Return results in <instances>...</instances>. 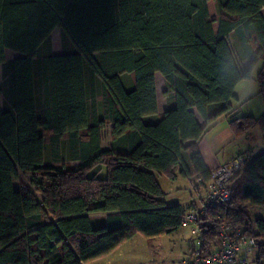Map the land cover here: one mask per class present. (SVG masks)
Masks as SVG:
<instances>
[{"label": "trees", "instance_id": "trees-1", "mask_svg": "<svg viewBox=\"0 0 264 264\" xmlns=\"http://www.w3.org/2000/svg\"><path fill=\"white\" fill-rule=\"evenodd\" d=\"M263 9L264 0H0V264H85L136 234L149 241L181 228L185 210L165 202L157 176L173 180L178 167L187 177L186 150L205 185L197 140L222 115L236 136L258 126L264 139V113L229 115L235 86L259 62L264 92ZM6 48L21 56L7 60ZM157 71L168 106L149 122ZM106 123L110 149L101 147ZM63 136L76 166L64 161ZM252 207L264 208V153L198 221L203 255L218 245L220 224L244 226L258 239L254 264H264V218H251ZM92 212L107 213L102 226Z\"/></svg>", "mask_w": 264, "mask_h": 264}, {"label": "crops", "instance_id": "crops-1", "mask_svg": "<svg viewBox=\"0 0 264 264\" xmlns=\"http://www.w3.org/2000/svg\"><path fill=\"white\" fill-rule=\"evenodd\" d=\"M56 29L57 28H54L51 34ZM51 51L52 54H59L61 53V48H59L58 46H51ZM4 54L7 60L21 56L20 53H16L8 48L4 50ZM255 74L252 73V77L250 79L242 80L238 82L235 86L234 98L230 100L231 111L229 115L239 116L247 114L256 118L262 113H264V92H258V85L255 81ZM121 79L123 87L125 89H130L133 79L132 74L123 75ZM2 80V67L0 65V83ZM154 81L157 112L155 113V115L146 118V120L149 122L158 119L159 116L167 109L168 106L167 98L164 95L166 85L164 78L160 72L157 71L154 73ZM95 100L98 115L99 117H102L101 83L99 78L96 79ZM1 108L2 96L0 95V109ZM196 118L200 125H204V121L197 114ZM254 128L250 129L243 135L236 136L229 127L228 115H222L218 117L214 122L207 124L203 134L197 140L199 153L201 155L205 167L211 171L217 168L219 165L231 161L238 154L243 153L247 154L251 158H254L260 153H264L263 132L259 127L258 128L260 129V132L254 131ZM111 129L112 125L110 123H106L101 129V147L103 149L111 148ZM61 149L62 154H65L64 158L65 156L67 157V144L65 136H63V138L61 139ZM47 150L48 148L45 145V156L48 155ZM181 156L189 175L187 177H183L182 175H180L177 167L175 169L176 177L175 179L170 181L172 183H179L180 185L182 184V180L187 181L188 193H186L185 187L184 189L182 188V185H179L178 187L173 185L172 188L174 189V192L172 193L171 197H168L167 192L164 190V200L167 204H179L183 206L185 211H187L192 206L198 205L196 203L198 201L197 199H204L209 181L206 182L205 185H201L199 183V179L195 178L192 173V166L189 159V153L184 150L182 151ZM65 162H69V166L77 165V162L75 161L68 160ZM161 177L164 176H157V181L159 185V180L161 179ZM167 181L169 182V179ZM19 184V182L17 183V181H14L13 187L15 189H18ZM36 197L40 200L41 194L36 193ZM106 215L107 213L105 212L88 213L90 222L94 227L102 226L105 222ZM133 237L120 244L117 248H115L112 252L108 253L107 255L89 261L85 264H141L140 259H138V257L141 254L143 244L141 242L130 243V240Z\"/></svg>", "mask_w": 264, "mask_h": 264}, {"label": "built area", "instance_id": "built-area-1", "mask_svg": "<svg viewBox=\"0 0 264 264\" xmlns=\"http://www.w3.org/2000/svg\"><path fill=\"white\" fill-rule=\"evenodd\" d=\"M249 162L247 154H238L231 161L210 171V179L204 199L200 204L184 212L182 226H190L194 236L191 248L180 264H253L257 256L258 239L244 226L232 228L219 226V243L208 255H203L197 223L205 215L209 203H225L229 200V189Z\"/></svg>", "mask_w": 264, "mask_h": 264}, {"label": "rangeland", "instance_id": "rangeland-1", "mask_svg": "<svg viewBox=\"0 0 264 264\" xmlns=\"http://www.w3.org/2000/svg\"><path fill=\"white\" fill-rule=\"evenodd\" d=\"M264 15V9L262 10ZM51 46H58L61 48V38L60 31L57 28L50 36ZM16 52V51H14ZM17 53V52H16ZM19 57V56H18ZM261 66L259 62L257 66L253 70V74H255L258 68ZM253 104V103H252ZM254 131L260 132L258 127L254 128ZM64 161H68V157L65 156ZM69 165V162H66ZM31 177L26 175L24 180L28 183ZM38 179V178H37ZM165 177H161L159 180L161 187L168 194V197L172 196L174 189L172 186H179V183H172L170 180L167 181ZM192 181V180H191ZM20 183L17 180V183ZM182 188H186V193H188V185L187 181H181ZM180 185V186H181ZM176 187V188H177ZM33 189V187H31ZM198 200V201H197ZM196 203L200 204L201 199H197ZM251 218L254 217H262L264 218V208L263 207H252L250 208ZM194 240V236L190 233V226H182L177 231L172 232L170 234L161 235L151 240H146L139 234H136L131 240L130 243L141 242L143 244L141 249V254L138 259H140L141 264H180V261L186 257L187 252L192 246ZM255 262V260H254ZM253 262V264H254Z\"/></svg>", "mask_w": 264, "mask_h": 264}]
</instances>
